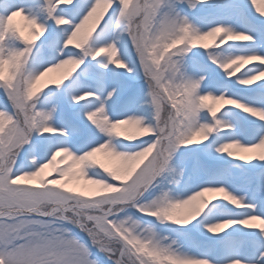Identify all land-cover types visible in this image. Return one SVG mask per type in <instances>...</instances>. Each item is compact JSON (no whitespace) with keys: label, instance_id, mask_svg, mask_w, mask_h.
<instances>
[{"label":"snow or ice","instance_id":"snow-or-ice-1","mask_svg":"<svg viewBox=\"0 0 264 264\" xmlns=\"http://www.w3.org/2000/svg\"><path fill=\"white\" fill-rule=\"evenodd\" d=\"M0 264H264V0H0Z\"/></svg>","mask_w":264,"mask_h":264}]
</instances>
